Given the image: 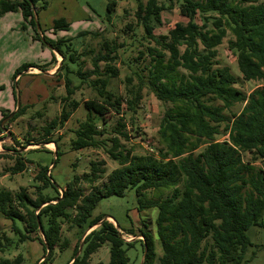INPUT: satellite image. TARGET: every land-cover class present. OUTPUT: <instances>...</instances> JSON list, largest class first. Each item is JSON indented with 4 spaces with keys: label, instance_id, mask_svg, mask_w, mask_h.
<instances>
[{
    "label": "trees",
    "instance_id": "1",
    "mask_svg": "<svg viewBox=\"0 0 264 264\" xmlns=\"http://www.w3.org/2000/svg\"><path fill=\"white\" fill-rule=\"evenodd\" d=\"M118 1L122 0L107 1L108 21ZM135 1V17L143 29V39L155 45L139 51L138 58L145 55L150 58L143 69L146 74L134 72L138 83H132L128 75L121 94L109 88L111 79L119 76L114 65L117 60L114 41L103 37L99 51L88 49L86 52L92 53V67L84 70L80 59L83 53L72 37L39 34L36 14L46 8L48 0H0V16L20 12L36 38L51 49L49 61L21 65L13 80L30 67L44 72L49 66H56L55 52L61 57L55 74H60L65 87L63 108L57 118L43 126L44 135L66 122L77 109L80 103L72 95L80 84L86 83L96 92V98L83 102L86 118L73 131L70 147L102 149L118 164L100 184L96 181L105 173L104 160H91L87 172L75 174L63 186L55 183L48 166L37 165L33 192L25 186L15 191L0 187V215L10 221L11 233V236L0 233V253L37 240L43 250L39 264H49L56 249L65 251L70 247L69 240L62 237V226L67 224L68 229H75L78 239L65 264H88L90 255L104 243L109 244L106 264H130L128 250L135 248L136 240L127 241L120 229L136 236L134 228L116 227L106 218L108 215H93V211L101 199L123 196L127 189H133L139 213L145 209L157 211L154 223L160 248V254L156 253L152 233L139 229L143 253L139 264L248 261L245 253L251 242L247 230L252 225H262L264 209V84L249 93L235 87L237 77L228 66L217 61V46L229 32L232 38L228 47L236 57L242 79L264 82V0H176L180 14L187 20L159 35L154 34V29L161 25L162 11L171 5L166 6L161 0ZM51 29L67 31L70 23L57 18ZM86 34L100 33L83 30L76 37ZM73 77L78 78V84H74ZM145 85L159 101L170 106L160 119L156 153L137 155L120 141L121 137L129 140L131 136L121 117L122 105L135 113ZM13 94L15 99L16 92ZM237 103L243 106L233 111ZM25 108L27 105L19 104L10 121L21 116ZM10 113L2 111V119ZM111 113L121 117L115 135L102 138L106 134L105 116ZM225 134L227 139L218 140ZM35 141V144L42 142ZM48 142L55 143L57 160L62 155L59 146L53 139L44 141ZM245 153L251 155L250 160L243 159ZM4 156L0 151V159ZM26 162L27 159L16 157L7 171L21 173ZM48 186L55 191L53 195L44 193ZM148 191L156 192L157 196L147 198ZM80 242L81 251L74 257ZM23 263L20 253L13 258L0 257V264Z\"/></svg>",
    "mask_w": 264,
    "mask_h": 264
},
{
    "label": "rangeland",
    "instance_id": "2",
    "mask_svg": "<svg viewBox=\"0 0 264 264\" xmlns=\"http://www.w3.org/2000/svg\"><path fill=\"white\" fill-rule=\"evenodd\" d=\"M108 0H48L46 8L39 10L36 19L40 25V35L47 37H72L73 43L77 45L80 57L83 61V69H91L92 53L86 52L93 49L95 52L101 48L103 37L114 41L116 45L117 60L114 65L119 69V76L111 79L109 88L117 93H124L126 77L131 75L132 83H138L139 79L134 72L146 74L143 70L145 65H149V56L138 58L139 51L144 50L145 46L155 45L151 41L143 39V29L135 17L136 1H118L115 10L110 13V20H107L106 4ZM144 2L146 0H143ZM170 8L164 9L161 13V25L154 29V34L167 33L177 22H186V18L179 12L176 0H161ZM57 18H64L70 23L67 31H53L52 21ZM198 21V19H197ZM127 25L131 28L127 29ZM97 31L98 36L86 34L77 36L79 31ZM232 38L228 32L223 38L222 43L217 46V61L221 66H228L234 76L237 77L235 87L245 93L251 92L256 87L264 84L261 80L245 81L239 72L236 57L228 47V41ZM87 53L86 55L84 54ZM56 66H49L42 72L37 68L30 67L23 71L15 80L13 74L16 69L25 63L45 64L51 58V49L40 39L36 38L33 28L26 24L20 12H8L0 16V122L2 111L17 110V100L19 97L20 105H27L24 113L13 121V115L6 118L2 123L0 132V151L5 155L0 159V187L11 191L18 190L20 186L28 187L31 193L35 184L37 165L49 167L52 179L59 186H63L70 181L75 174L82 175L89 170L88 163L92 161L104 160L105 173L96 181L97 184L104 182L109 172L118 167L116 161L110 159L102 149L85 148L72 150L70 140L74 136L73 131L79 123L85 120L86 110L83 102L87 99H95L96 92L88 87L86 83L80 84L74 92L72 98L79 101V106L63 124L54 127L48 136L44 135L43 126L52 119L57 118L63 108L65 87L60 74H55L57 64L61 60L60 55L55 52ZM136 59H138L136 61ZM100 65L103 66L101 63ZM72 68H76L73 64ZM142 71V72H141ZM94 77V76H93ZM74 84H78V78L73 77ZM16 92L14 99L13 92ZM68 103V102H65ZM170 106L168 103L159 101L145 85L142 89V99L139 101L135 113H131L123 107L121 117L126 123L129 140L120 138L121 144L137 155L156 153L159 147L157 141V130L160 119L164 111ZM242 103H237L232 107L233 111H239ZM68 109V108H67ZM10 113V114H11ZM37 113H40L38 116ZM9 114V115H10ZM8 117V116H7ZM120 115L111 113L105 116L106 134L103 137H113ZM228 135L218 137V140L227 139ZM47 139L57 142L62 155L55 160V143H44ZM35 140H41L35 144ZM32 143V144H30ZM16 157L27 159L26 169L17 174L7 171L13 166ZM244 160H250L251 155L245 153ZM54 165V166H53ZM53 166V167H52ZM86 186V185H85ZM44 193L53 195L55 191L48 186ZM166 193V192H165ZM164 193V194H165ZM156 192H146L147 198H155ZM138 201L133 189H127L123 196H111L101 199L93 211V215L105 214L112 218L121 228L128 227L130 221L136 223L133 228L137 235H127L122 232L127 240H136L135 248L128 250L130 264H139L142 261L143 253L140 242L142 237L138 230H149L154 237L156 253L160 254L159 244L155 233L156 209H145L141 218L136 215ZM135 217V222L133 218ZM109 221H112L108 218ZM262 225H252L248 228L247 234L251 245L247 248L245 264H264V209L261 213ZM147 226L143 227V223ZM67 224L62 226V237H66L70 242V247L65 251L56 249L54 258L49 264H65L72 254V248L77 242L78 236L74 228H67ZM10 221L0 215V233L5 232L11 236L9 231ZM89 229L87 232H89ZM18 253L24 257L23 264H39L43 260V250L37 240L26 241L20 244L18 249L11 252L0 253V257L13 258ZM109 261V244L104 243L88 259V264H106Z\"/></svg>",
    "mask_w": 264,
    "mask_h": 264
},
{
    "label": "water",
    "instance_id": "3",
    "mask_svg": "<svg viewBox=\"0 0 264 264\" xmlns=\"http://www.w3.org/2000/svg\"><path fill=\"white\" fill-rule=\"evenodd\" d=\"M19 104H20V101H19V97H18V100H17V107L19 106ZM17 107H16V108H17ZM13 114H14V112L11 113V114H10L8 117H6V118L11 117ZM6 118H5V119H6ZM5 119H4V120H5ZM4 120L1 122V126H2V123L4 122ZM106 218H108V217H106ZM109 218H111V217H109ZM111 219H112V218H111ZM113 221H114V220H113ZM114 223H115V226L118 227L117 222L114 221ZM39 229H41L40 226H39ZM87 231H88V230H87ZM87 231L85 232V234L88 233ZM81 248H82V242H80V244H79V248H78V251H77V253H76V255H75L74 257H76V256L79 254V252L81 251Z\"/></svg>",
    "mask_w": 264,
    "mask_h": 264
},
{
    "label": "crops",
    "instance_id": "4",
    "mask_svg": "<svg viewBox=\"0 0 264 264\" xmlns=\"http://www.w3.org/2000/svg\"><path fill=\"white\" fill-rule=\"evenodd\" d=\"M144 212V211H143ZM143 212H141V213H139L138 211H137V209L135 210V213H136V215H138L139 216V218H141V214L143 213ZM109 218V217H108ZM107 218V219H108ZM110 220H112L111 218H109ZM134 220H133V222H135V217L133 218ZM114 225H115V223H114V221L112 220L111 221ZM118 224V223H117ZM136 223H132V221H130V225L128 226V227H124L123 229H126V228H129V227H131L132 225L134 226ZM132 226V227H133ZM120 232L122 233V232H124L122 229H120ZM126 234V233H125ZM127 235H129V234H127Z\"/></svg>",
    "mask_w": 264,
    "mask_h": 264
}]
</instances>
